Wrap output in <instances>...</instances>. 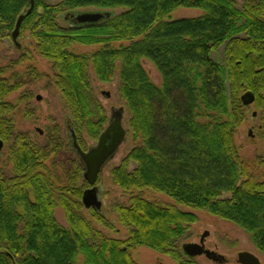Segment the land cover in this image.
<instances>
[{
  "label": "trees",
  "instance_id": "trees-1",
  "mask_svg": "<svg viewBox=\"0 0 264 264\" xmlns=\"http://www.w3.org/2000/svg\"><path fill=\"white\" fill-rule=\"evenodd\" d=\"M88 6L110 16L96 23L69 21V28L56 20L58 12ZM29 7L30 0H0V37L12 32L24 14L19 32L27 30L33 48L50 62L72 119L66 125L75 135L85 129L98 138L104 119L90 118L84 95L90 91L89 69L103 82L117 70L128 126L141 143L110 170L112 180L130 193L127 204L115 205L128 237L89 242L91 224L75 212L87 184L81 160L69 170L68 182L56 188L47 160L59 140L49 136L41 145L26 134H14L6 96L22 83L13 74L6 77L0 67V139L8 144L11 165L8 176L0 167V264H79V254L87 264H137L129 250L140 245L166 252L179 264H198L191 257L182 260L175 247L197 219L180 205L234 222L264 253V174L262 180L249 175L234 140L245 118L240 90L252 91L255 103L264 102V0H243L240 8L235 0H33L26 13ZM116 7L126 10L112 15L109 9ZM179 7L202 12L170 18ZM73 43L98 47L76 52L70 49ZM221 44L223 63L210 57ZM144 59L160 73L159 85L143 67ZM130 160L136 163L132 170ZM80 175L82 185L76 181ZM143 188L174 202L158 203L134 192ZM223 193L231 196L222 198ZM57 205L68 227L55 218ZM99 211L94 209L93 216L104 221Z\"/></svg>",
  "mask_w": 264,
  "mask_h": 264
},
{
  "label": "rangeland",
  "instance_id": "rangeland-1",
  "mask_svg": "<svg viewBox=\"0 0 264 264\" xmlns=\"http://www.w3.org/2000/svg\"><path fill=\"white\" fill-rule=\"evenodd\" d=\"M43 1L46 4L57 2V0ZM242 1L235 0L238 8L241 7ZM95 10L99 9L88 6L78 8L74 12ZM109 10H111L112 15H116L126 10V8L116 7ZM65 11L58 12L56 20L60 26L69 28L72 24L65 19ZM201 12L200 9L179 7L170 13V18L193 17ZM27 34V30L18 33L16 40L19 46L12 40L11 31L4 32L0 37V67L6 77L13 74L18 76L22 83L21 86L9 92L6 96L7 101L12 104V110L8 117L13 125L14 134H26L33 142L41 145H44L46 140L50 139L49 136L53 137L52 140H59L57 149L49 155L47 160L48 165H50L48 170L52 176L50 180L57 188L68 182L69 170L74 169L79 161L71 147V139L67 132L66 123H72V119L69 116V109L61 90L55 84L54 72L51 69L50 62L33 48L31 39ZM126 42L123 41L122 43ZM97 47V45H83L80 43L70 45V49L76 52H90ZM223 49V44L218 45L216 49L211 50L210 57L214 61L223 63ZM142 65L150 79L156 85H159L161 83V75L154 65L147 59L142 61ZM89 74L90 91H85L84 95L87 96L86 98L89 102L90 118L97 120L99 116L103 115L104 123L102 126L104 128L110 119L112 108L122 107L121 120L126 133L115 155L103 166L94 183L98 188V198L101 201L100 217L104 221L98 220L93 216L94 209L92 207L86 208L83 206L81 197H79L80 208L75 209V212L79 218L91 224L93 231L88 236L89 242L96 243L98 237L101 236L125 240L128 237L129 230L118 220L115 205L127 204L130 193L125 192L112 180L110 170L117 166L129 150L139 145L141 141L132 138L128 126L129 113L117 90V70L113 79L107 82L98 80L91 68L89 69ZM226 85L229 87L228 82H226ZM244 90V88L240 90V95ZM102 91H109V95L106 96ZM38 95L40 96L39 99H37ZM243 110L245 118L234 134L235 145L238 149L240 161L246 165L249 175H252L256 180H262L264 174V122L262 120L264 102L259 105V103L253 101L251 104L246 105ZM253 112L255 113L254 116ZM202 119H205V117H202ZM76 136L77 142L81 139L84 150L94 145L97 141V138H93L85 129L79 130V135ZM7 145L4 142L0 150V167L2 168V173L6 176L11 175V165L7 158ZM135 166V162L131 160L128 162L129 170H132ZM76 181L79 185H82V176L78 177ZM90 186L88 183L86 185L83 184L80 192L81 196L83 190ZM134 192L140 193L146 199L154 202H174L166 194L154 189H136ZM230 196V193H223L222 198H229ZM180 206L192 210L197 216L196 221L191 223L175 242V247L182 260L191 257L198 264H240L236 260L237 253L239 251H249L255 254L260 262L264 264V253L255 247L249 234L234 222L213 215L205 209H196L185 205ZM54 215L59 223L68 227L64 210L60 205L55 207ZM107 222L109 224H104ZM205 230L208 231V234L204 236V246L222 254L225 257L223 262L212 261L204 255L188 256L183 252L182 244L188 242L198 243ZM129 253L137 264H179V260L174 256L145 245L135 246L129 250ZM77 262L79 264H87L82 254L78 255Z\"/></svg>",
  "mask_w": 264,
  "mask_h": 264
},
{
  "label": "water",
  "instance_id": "water-1",
  "mask_svg": "<svg viewBox=\"0 0 264 264\" xmlns=\"http://www.w3.org/2000/svg\"><path fill=\"white\" fill-rule=\"evenodd\" d=\"M33 0H30V7L26 11L29 12L32 8ZM110 16L109 11H81V12H66L64 17L73 24H87L96 23ZM24 17V14H20L16 20L15 26L11 32V38L16 45L19 46L16 40L19 33V26ZM108 95L109 91H102ZM40 96H37L39 99ZM255 99V95L252 91L246 90L240 95V100L243 105L251 104ZM255 113L253 112V115ZM122 107L112 108L111 116L107 125L99 133L97 141L94 145L88 147L86 150L82 149L77 143L76 135L70 125H67L68 136L71 139V147L75 151L78 158L81 160L83 167V177L90 184L83 190L81 196V202L84 207H92L95 210H100L101 201L98 198V188L94 184L98 173L102 170L103 166L115 155L119 145L122 143L125 137L126 129L122 124ZM41 133V131H40ZM4 142L0 139V150L3 147ZM208 234V231H204L200 237L198 243H183L182 250L188 256L204 255L208 259L216 262H223L225 257L210 250L204 246V236ZM237 262L240 264H262L259 258L249 251H239L237 253Z\"/></svg>",
  "mask_w": 264,
  "mask_h": 264
},
{
  "label": "flooded vegetation",
  "instance_id": "flooded-vegetation-1",
  "mask_svg": "<svg viewBox=\"0 0 264 264\" xmlns=\"http://www.w3.org/2000/svg\"><path fill=\"white\" fill-rule=\"evenodd\" d=\"M106 95V94H105ZM109 95V94H108ZM108 95H106V96H108ZM254 116V115H253ZM262 120H263V122H264V116L262 117ZM260 128H261V125H260ZM249 132H250V130H249ZM77 140V139H76ZM78 143V142H77Z\"/></svg>",
  "mask_w": 264,
  "mask_h": 264
}]
</instances>
